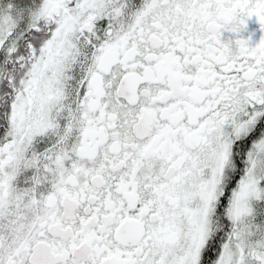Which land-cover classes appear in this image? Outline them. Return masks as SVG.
<instances>
[{
	"label": "snow or ice",
	"instance_id": "6c2138e0",
	"mask_svg": "<svg viewBox=\"0 0 264 264\" xmlns=\"http://www.w3.org/2000/svg\"><path fill=\"white\" fill-rule=\"evenodd\" d=\"M253 16L264 0H0V264H264Z\"/></svg>",
	"mask_w": 264,
	"mask_h": 264
},
{
	"label": "flooded vegetation",
	"instance_id": "af4514ba",
	"mask_svg": "<svg viewBox=\"0 0 264 264\" xmlns=\"http://www.w3.org/2000/svg\"><path fill=\"white\" fill-rule=\"evenodd\" d=\"M247 27L241 34L243 38L248 39L251 46H255L259 42L262 36H264V30L261 29L258 21L253 16L247 20ZM235 34L225 31L222 35V39H227Z\"/></svg>",
	"mask_w": 264,
	"mask_h": 264
}]
</instances>
